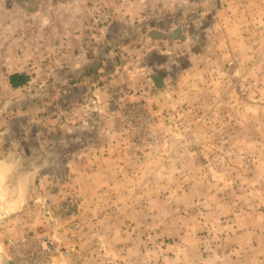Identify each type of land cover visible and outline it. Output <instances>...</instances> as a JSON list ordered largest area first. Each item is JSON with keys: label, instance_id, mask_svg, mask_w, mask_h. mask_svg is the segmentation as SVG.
Listing matches in <instances>:
<instances>
[{"label": "rangeland", "instance_id": "rangeland-1", "mask_svg": "<svg viewBox=\"0 0 264 264\" xmlns=\"http://www.w3.org/2000/svg\"><path fill=\"white\" fill-rule=\"evenodd\" d=\"M149 1L82 0L74 88L0 71V264H264V0Z\"/></svg>", "mask_w": 264, "mask_h": 264}, {"label": "crops", "instance_id": "crops-1", "mask_svg": "<svg viewBox=\"0 0 264 264\" xmlns=\"http://www.w3.org/2000/svg\"><path fill=\"white\" fill-rule=\"evenodd\" d=\"M96 1V0H95ZM43 2L39 0H0V71H6L7 84L9 89L16 93L19 100L28 99L26 94V89H31L33 87L32 83L29 80H26L23 85L18 87H12L10 84V76L13 74H32L39 71L42 67L46 70L54 66L53 59H56V56H61V72L67 73V86L73 87L76 85L71 81V77L74 74H82L86 70V61L93 56L90 55L91 51L89 45L85 40L83 34V28L85 17L79 13H83V6L85 2L82 0H74L71 3H64L63 7L66 9V14L61 18V24L66 27L62 30L60 35H49V33H42L38 35V32H31L32 25L39 26L40 22H44L42 18L43 13H39L41 7H54V1ZM139 11L141 7L145 9V26L149 24H160L165 23L164 15L152 17V7H155L153 3L149 0H145L143 3H137ZM42 5V6H39ZM103 4L94 2L93 9L98 10ZM159 7H166V5L158 4ZM198 5V4H196ZM117 6V5H116ZM46 8V10H48ZM109 12V17L114 14V9L112 6H105ZM127 7L124 4L121 8ZM198 8L203 12L206 9V4H201ZM22 9L28 10L22 15ZM30 10V11H29ZM142 10V9H141ZM50 11V10H49ZM214 12V11H213ZM110 13L112 14L110 16ZM28 14V16H27ZM148 15V16H147ZM22 16V17H21ZM42 20H40V18ZM115 16L113 15V19ZM197 17V16H196ZM111 19V24L115 23ZM45 22L49 24L58 21L49 16L48 12L46 15ZM109 23V24H110ZM125 23H129V20L125 17ZM29 26V31H22V27L26 28ZM33 26V27H35ZM7 28H13V32H7ZM35 29V28H34ZM112 32H110L111 34ZM154 36L164 37L166 36L163 32H154ZM94 42L93 44H95ZM43 59V60H41ZM9 67V68H7ZM7 68V69H4ZM95 68V67H94ZM97 69V68H96ZM73 84V86L71 85ZM31 96V95H30ZM16 103L18 99H11Z\"/></svg>", "mask_w": 264, "mask_h": 264}, {"label": "trees", "instance_id": "trees-1", "mask_svg": "<svg viewBox=\"0 0 264 264\" xmlns=\"http://www.w3.org/2000/svg\"><path fill=\"white\" fill-rule=\"evenodd\" d=\"M12 87H18L23 85L26 81V77L22 74H13L9 78Z\"/></svg>", "mask_w": 264, "mask_h": 264}]
</instances>
